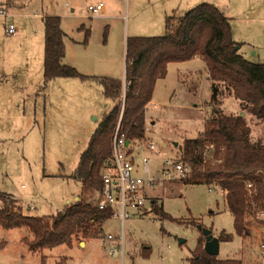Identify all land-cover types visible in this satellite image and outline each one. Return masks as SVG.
<instances>
[{"label": "rangeland", "instance_id": "rangeland-1", "mask_svg": "<svg viewBox=\"0 0 264 264\" xmlns=\"http://www.w3.org/2000/svg\"><path fill=\"white\" fill-rule=\"evenodd\" d=\"M8 1L17 6L11 8L12 16L0 18V39L9 44L14 40L9 46L13 54L0 65L4 71V78L0 72V88L5 89H0V193L14 196L10 199L18 201L23 214L46 216L63 210L81 194L92 201L98 198V186L86 187L83 180L72 175L91 134L112 103L94 81L57 77L43 86L41 15L60 17L65 34L64 64L82 74L123 79L126 38L162 35L168 17L218 0ZM97 1L106 6L104 16L87 11V5ZM253 1L258 26L241 34L254 41L264 63V0ZM227 2L230 9L241 0ZM6 22L15 25L14 35L5 34ZM247 47L241 45L239 52L258 61ZM7 48L0 40V51ZM12 97L19 105L10 101L9 109L3 110L2 100L8 102ZM149 97L146 137L131 141L130 149L136 166L143 157L148 158L153 174H158L167 159H177L178 147L185 138L203 131L212 107L229 114L243 113L240 101L225 85L218 84L213 97L212 81L197 57L169 62L165 76L152 83ZM244 115L252 136L264 143V122ZM150 141L155 143L154 149L146 144ZM153 198L158 212L152 208ZM253 215H246L251 234L244 239L234 234L232 241L220 242V258L237 257L242 264H264V214L262 218ZM196 219L214 236L222 230L234 233L232 216L218 187L204 182L164 181L146 190L143 209L129 210L122 225L113 216L104 222L102 231L113 235V243L118 245L123 238L122 258L119 253L111 256L100 238L83 239L81 235L72 237L71 244L30 250L32 234L27 229L0 226V264H189L201 236L198 225L191 222ZM82 239L84 246L78 244ZM147 247L149 252L144 255Z\"/></svg>", "mask_w": 264, "mask_h": 264}, {"label": "trees", "instance_id": "trees-1", "mask_svg": "<svg viewBox=\"0 0 264 264\" xmlns=\"http://www.w3.org/2000/svg\"><path fill=\"white\" fill-rule=\"evenodd\" d=\"M7 6L17 5L8 2ZM42 23L43 86L57 77L94 81L101 85L103 96L112 103L91 134L72 175L94 189L99 184L104 159L112 156V139L118 122L119 135L129 141V154L131 141L145 139V107L151 86L156 79L165 76L167 64L195 57L203 61L212 81L213 97L218 84L225 85L240 101L243 113L229 114L212 107L203 131L183 140L175 160L190 168L189 178L182 179V183L204 182L222 191L234 233L220 231L216 236L219 242L232 241L234 234L242 239L249 236L251 227L246 215L257 216L258 211L264 214V143L252 136L244 113L259 123L264 122V63L249 60L236 49L241 43L232 37L229 17L215 4L203 2L181 15L168 17L162 35L127 38L124 80L82 74L64 64L65 34L60 27V17L44 14ZM88 36L89 30L84 42ZM248 183H251L250 188H247ZM10 197L0 193V226L27 229L32 234L28 241L30 250L71 244L72 237L78 235L83 239L97 237L104 222L113 214L112 208L99 209L81 194L55 214L27 215L21 212L18 201ZM151 205L158 212L160 208L155 198ZM162 215L172 218L163 212ZM191 222L203 227L197 219ZM199 231L201 236L189 264H242L241 258H220L206 253L205 238L201 229ZM148 252V247L143 250L144 255Z\"/></svg>", "mask_w": 264, "mask_h": 264}, {"label": "built area", "instance_id": "built-area-1", "mask_svg": "<svg viewBox=\"0 0 264 264\" xmlns=\"http://www.w3.org/2000/svg\"><path fill=\"white\" fill-rule=\"evenodd\" d=\"M8 0H0V18L7 19L12 16L11 8L7 6ZM104 8L102 2L87 5V11L91 15H99ZM6 35L16 33L15 25L6 22L4 25ZM119 122L116 125L112 139V156L103 161L101 177L98 184V198L91 203L99 209L112 208L114 218H118L121 225L126 220L128 211H140L145 205L146 190L164 181H175L188 179L190 168L181 161L167 159L165 166L160 169L158 174H153L150 169L147 157L142 158L140 166H136L134 158L128 151V141L118 133ZM149 148L154 149L155 143L147 142ZM251 183L247 184V188ZM262 211H258L257 216H261ZM100 238L103 248L113 256L116 253L123 255V238L119 244L113 243V235L99 231L97 236Z\"/></svg>", "mask_w": 264, "mask_h": 264}, {"label": "crops", "instance_id": "crops-1", "mask_svg": "<svg viewBox=\"0 0 264 264\" xmlns=\"http://www.w3.org/2000/svg\"><path fill=\"white\" fill-rule=\"evenodd\" d=\"M227 1H229V0H218V1H215L213 4H215L227 17H229L230 23H231V30H232L233 39L236 42L241 43L242 46L247 45L248 51L253 50V52H252V54H250V56L255 57L257 55L258 56L257 62H261L262 56L260 55V52L258 50H255L257 46H256V44H254V41L250 40V38H248L249 36L248 37L246 36L243 38V35L241 34L245 30H253L254 25L258 26L257 25L258 21L256 20L257 17L255 16L257 10H254L255 6L253 4V2H255V1H253V0H248V1L241 0V2H239L235 7L230 8V9H229V6L226 5ZM243 1H244V3H243ZM97 2H101V1H97ZM210 3H212V2H210ZM222 5H224V7H222ZM106 11H107L106 6L104 4V8L101 11L102 16H104ZM43 16L44 15H41L40 20H43ZM246 38H247V40H246ZM0 40L5 42L6 45L8 46V48L5 49L3 52L0 51V65H1L4 61V59H6L8 61V59L13 54V51H11L9 46H10V44H12L14 42V40H9L10 44L7 41H5L4 39H0ZM65 55H66V48H65L64 56ZM1 68H2V66L0 67V72L3 75V76L1 75V77L4 78V71H2ZM123 80H124V78H123ZM0 89H1V91L5 90L4 87H1ZM10 101L16 105H19V101L17 99L14 101L13 97L11 100H8V102L2 100L3 110L9 109L8 107H10ZM111 107H112V105L109 107L108 111L111 109ZM7 195L14 197L10 194H7ZM85 243L86 242L83 239L78 242V244L81 246H84Z\"/></svg>", "mask_w": 264, "mask_h": 264}, {"label": "water", "instance_id": "water-1", "mask_svg": "<svg viewBox=\"0 0 264 264\" xmlns=\"http://www.w3.org/2000/svg\"><path fill=\"white\" fill-rule=\"evenodd\" d=\"M238 49V46L236 47ZM127 143L129 141H126ZM77 199V198H76ZM198 228L201 229V232L205 238L204 250L210 255H218L220 242L216 236H214L209 228L202 227L198 224ZM179 243H183L184 239H178Z\"/></svg>", "mask_w": 264, "mask_h": 264}]
</instances>
